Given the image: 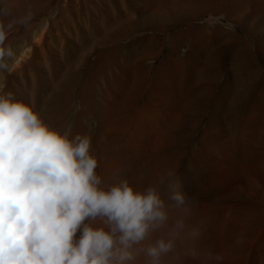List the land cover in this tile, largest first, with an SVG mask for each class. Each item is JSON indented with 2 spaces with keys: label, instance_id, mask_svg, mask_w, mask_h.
<instances>
[{
  "label": "bare ground",
  "instance_id": "bare-ground-1",
  "mask_svg": "<svg viewBox=\"0 0 264 264\" xmlns=\"http://www.w3.org/2000/svg\"><path fill=\"white\" fill-rule=\"evenodd\" d=\"M258 2L257 8L252 14H249L254 33L246 31L249 32L250 39L256 42L258 49L261 48L264 53V0H258ZM226 4L229 5V3ZM145 5L146 11L143 10L134 19H124L120 28L122 29L129 22V24L131 23L134 26H145L146 28L154 29L163 23L179 22L183 17H196L203 8L200 3L194 1H185L182 5L168 3L167 0H145ZM223 6L221 5V8L226 10L225 7L227 6L224 8ZM204 8L207 9L206 6ZM149 9L157 11L159 9H168L170 13L167 15H162L158 12L150 14ZM206 29L194 27L187 23L185 27L176 28L175 30L162 29L163 31L160 34L153 32L146 37L144 36L142 49L139 51L140 55L133 59L128 58L123 63L120 70V79L108 78L107 87H105V89L110 90L106 92L108 94L107 103L100 105V107L92 106L94 101L92 98L91 77H89V72H86L79 80V86L81 87V108L76 112L74 111L75 113L71 120L68 121L65 117L64 122L57 126H52L60 130L71 128L73 136L86 132L91 134V130L95 129V134H91L92 143L94 142L95 144V150H93L94 144L92 145V150L98 158L97 172L102 176L105 185H109L118 179H123L120 178L121 176H119L118 172L124 168L129 170L133 167L131 158L127 154L126 156L123 154V156L120 152H126L127 150H143L144 152L149 150L150 152L157 153V151L165 149L173 151L175 149V157L173 153L170 156L167 154L168 157L154 156L151 161L152 164H147V173L146 175L143 174L145 175L144 177L135 178L138 177L137 175L134 178H125L138 190H143L148 185L157 186L168 175L170 179L169 184H167L169 193L171 190L169 185L174 183L178 178L183 185V189L194 201L192 214L187 221L188 225L202 223V235L197 243V247L202 251H210L213 256L218 255L222 258L219 261H211V264H246L245 262L248 260L246 258L251 260V264H264V227L260 226L261 220L256 212V207H264V120L255 126V129L259 132L258 139L256 140L258 145H256L255 149L245 150V147L243 148L244 150L240 151L241 148L238 147L240 145L236 147L234 143V139L236 140V138L234 136L233 139L232 134H230L231 137L221 140V136H218L219 130L217 131L219 128L215 127L212 121H208L202 129L196 149L191 148L189 134L183 136L180 141H176L173 137V133L180 128V125H184L180 120L182 99L178 89H176L180 88L184 84V81H186L187 78L183 75L195 72L196 79L194 83L200 84L201 91L204 93L212 91L215 88L218 77L216 74H211L208 77L200 76L201 71L213 65L212 62L211 65L202 59L201 45L192 44L188 56L183 60L172 57L173 52L170 51L169 47H173L174 44L176 45L177 42L180 43L184 39L194 40L199 43L213 41L212 39L219 37V35L232 36L230 43L239 52L243 53L244 50L249 51L251 47V40H244L219 27L215 28L212 32ZM257 31L260 34L261 32L263 33L262 38L257 36ZM115 34L117 35V33ZM165 49L166 53L155 69H152L151 64L146 67L142 65V62L147 57L156 56ZM112 54H114L113 49L99 55L90 64L89 68L103 71L105 64L110 61ZM144 57L146 58L143 60ZM122 72H127V75L122 77ZM168 74H173L175 77L167 78ZM240 78H227L220 93L229 94L234 100H238L243 90L247 89V81ZM187 81L186 83H188ZM144 86L146 90L143 100L137 103L135 99ZM221 94L218 97L219 101L222 96ZM255 102L256 105L263 108L264 95L257 96ZM89 113L93 116L87 120L85 127L80 126L81 117L84 115L88 116ZM55 117L52 118L54 119ZM57 121L59 122L58 119ZM183 148L184 150L187 149L186 151L189 153L187 154L186 163L200 165L202 163H199L198 159H204L207 167L204 166L205 170L203 174L194 175L196 174L192 173L194 171H187L182 174L180 168L173 170L175 159L180 151L182 154L183 151L181 149ZM238 149L239 152H237ZM133 160L135 161V159ZM170 173L174 175L170 176ZM240 183L256 190L254 191V195H250V193L243 194L240 190V186L242 185ZM253 190L249 191L252 193ZM168 195L162 198L167 201ZM169 214L168 227L171 226L174 218L179 215V212L175 209H170ZM166 232L167 228L150 233L144 244L154 242L159 236L166 234ZM178 259H181L182 262L184 261V264H201V260L192 259L184 255L183 241L177 242L176 252L165 257L164 264H177ZM137 264H144L143 256L138 258Z\"/></svg>",
  "mask_w": 264,
  "mask_h": 264
},
{
  "label": "rangeland",
  "instance_id": "rangeland-1",
  "mask_svg": "<svg viewBox=\"0 0 264 264\" xmlns=\"http://www.w3.org/2000/svg\"><path fill=\"white\" fill-rule=\"evenodd\" d=\"M185 1H194L202 5L203 8L196 17H183L179 22H172L174 24L165 22L166 24L163 23L154 29L134 26L131 23L130 25L128 22L124 26L125 28L122 27L121 29L120 25L124 19H134L143 10L146 11L145 0H0V30L5 33V40L0 45V49L5 54L0 58V63L6 65V67L0 68V95L11 92L16 98L23 99L25 102L34 99L35 110L40 111L48 123L57 126L65 121V117L68 121L71 120L73 114L81 108L79 80L86 72H89V77H91L92 98L95 104L92 106L100 107V105L106 104L108 98L106 92L110 91L105 89L108 78L120 79L123 63L128 58L133 59L140 55L139 51L142 49L145 37L153 32L160 34L164 29L175 30L185 27L189 23L194 27L207 28L206 30L209 32L219 27L244 40H251L247 31L253 33L254 31L249 14H252L257 8L258 0H167L168 3L182 5ZM251 3L253 4L251 5ZM221 5H224L223 8L227 6L225 7L226 10L222 9ZM154 10L149 9L148 11L150 14L158 12L167 15L170 13L168 9ZM257 36L262 38L263 33L258 32ZM230 38H232L230 35H219V37L212 39L213 41L201 43L184 39L180 43L174 44L173 47L168 46L173 52L172 57L183 60L188 56L192 44L201 45L202 59L206 63L211 64L212 62L213 65L211 64L212 67L201 71L200 76L208 77L211 74H216L218 77L215 88L207 93L201 91L200 84L194 83L195 72L184 74L183 76L188 79V81L186 79L188 83L184 81L180 88H176L182 99L180 120L184 125H180V128L173 133V137L176 141H180L183 136L189 134L192 149L198 147L202 129L208 121H212L215 127L219 128L217 131L219 130L218 136H221V140L231 137L230 134L233 135V139L235 136L234 143L236 147L240 145L238 146L241 148L240 151L244 150L245 147V150L255 149L258 145L256 140L259 132L255 126L264 120V107L261 108L256 105L255 99L261 94L264 95V53L261 48L258 49L253 40H251L249 51L239 52L233 48ZM111 49L114 50V54H112L110 61L105 64L103 71L89 68L99 55ZM166 49L156 56L144 57L143 60L146 59L142 60V65L146 67L151 64L152 69H155L164 57ZM9 51L11 55L7 54ZM121 75L123 77L127 75V72H122ZM171 77H175V75H167V78ZM227 78H240L247 81V89L243 90L238 100H234L229 94L220 93ZM145 90L146 87H142L135 99L137 103L143 100ZM220 94L223 97L221 96L219 101ZM216 107L217 109H215ZM88 116L81 117L80 126L85 127L87 120L93 115L89 113ZM91 134H95V129L91 130ZM94 146L95 144L93 150H95ZM181 150L183 152L181 154L180 151V157L178 155L175 159L173 170L180 168L182 174L187 171H194L192 172L193 174L196 173L194 175L203 174L205 167H207L204 159H198V162L202 163L200 165L186 163L189 153L186 151L187 149ZM120 153L125 156L127 154L131 158L133 166L129 170L124 168L119 171L120 178H134L137 175L138 177L135 178L144 177L147 173V164H152L151 161L154 156L168 157L173 153L175 157V149L174 151L165 149L157 151V153L149 150L144 152L143 150H127ZM169 181V176L166 175V178L157 185L163 198L169 194L167 186ZM240 190L243 194L250 193V195H254V191H256L251 187H246L245 184L240 186ZM249 190H253L252 193ZM256 212L261 220L260 226L264 227V207H256ZM246 260V264H251L249 258ZM179 261L181 259H178L176 263L184 264V261Z\"/></svg>",
  "mask_w": 264,
  "mask_h": 264
},
{
  "label": "clouds",
  "instance_id": "clouds-1",
  "mask_svg": "<svg viewBox=\"0 0 264 264\" xmlns=\"http://www.w3.org/2000/svg\"><path fill=\"white\" fill-rule=\"evenodd\" d=\"M97 168L90 133L52 126L34 99L0 95V264H164L178 241L201 264L222 259L197 247L202 223L188 225L194 201L178 178L166 201L154 185H105ZM170 209L179 215L168 227Z\"/></svg>",
  "mask_w": 264,
  "mask_h": 264
}]
</instances>
